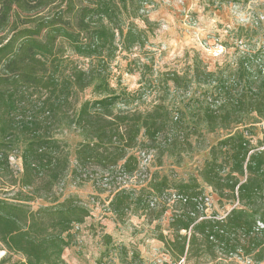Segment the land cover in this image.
<instances>
[{
	"label": "trees",
	"instance_id": "trees-1",
	"mask_svg": "<svg viewBox=\"0 0 264 264\" xmlns=\"http://www.w3.org/2000/svg\"><path fill=\"white\" fill-rule=\"evenodd\" d=\"M148 1L0 0V176L7 183L0 186V264H64L63 251L90 214L76 196H56L68 175L95 168L93 185H114L115 173L131 182L141 170L140 151L133 152L140 137L158 149L167 143L163 155L173 147L193 150L192 137L219 131L215 144L198 147L208 158L197 177L177 189L165 177L158 186L149 179L137 184L138 194L119 184L108 210L119 217L144 209L157 218L169 213L172 239L159 241L173 264L195 254L264 264V149L262 142L251 145L247 128L264 122V49L213 71L194 55L182 73H159L154 83L141 64V81L162 95L150 109H127L143 87L117 92L111 63L118 53L145 46L152 24L140 12ZM16 20L23 22L9 28ZM87 90L90 98L82 99ZM172 92L182 94L174 105ZM67 134L78 138L73 165ZM11 155L20 161L18 175ZM201 183L221 210L237 205L220 219L204 206ZM37 200L48 205L33 210Z\"/></svg>",
	"mask_w": 264,
	"mask_h": 264
},
{
	"label": "rangeland",
	"instance_id": "rangeland-1",
	"mask_svg": "<svg viewBox=\"0 0 264 264\" xmlns=\"http://www.w3.org/2000/svg\"><path fill=\"white\" fill-rule=\"evenodd\" d=\"M140 15L147 17L152 24L145 46L129 53L120 52L111 63L110 84L117 92L125 89L134 93L143 87L140 95L131 99L127 109H150L162 95L158 88H152L153 86L141 81V64L148 66V70H144L145 80L154 83L159 73H182L191 64L194 55L202 60L209 71H213L216 66L231 62L242 53L260 54L259 50L264 49V0H149L144 4ZM22 22L16 20L9 28L15 24L21 25ZM135 23L139 28H144L140 20ZM181 96V93L172 92L168 101L173 105L177 104ZM81 98H90V90L81 94ZM247 128L248 133L252 134L251 145L258 147L259 142H262L263 146L259 148L264 149V122L258 120L253 125H247ZM222 137L223 133L220 131L204 133L198 139L191 138L195 146L193 150L184 147L175 151L173 147L170 153L163 155L161 152L165 150L164 145L167 143H162L161 149H158L151 147L145 138L140 137L139 145L133 152L140 151L136 155L141 170L131 182L126 181L120 173H115L114 185H93L92 176L100 173L95 168L75 179L68 175L55 187L56 196L61 195V199L76 196L90 210V214L74 230L73 243L63 251L64 264H173L163 243L159 241L161 236L172 239V231L168 226L170 214L157 218L158 213L144 209L136 213L128 211L119 217L109 212V200L119 184L124 188H134V193L138 194L137 184L146 185L150 179L154 186H158L161 177L168 180V188L177 189L179 182L197 177L208 158V150H198V147L213 145ZM65 138L70 144V161L73 165L74 146L78 138L72 134H67ZM171 139H174V135ZM9 161L13 172L18 175L19 159L11 155ZM4 184H7L6 180L0 176V186ZM201 188L203 196L210 194L211 210L220 216L223 210L215 204L216 195L203 183ZM142 194L146 195L147 192L142 191ZM30 205L35 210L48 204L37 200ZM3 254L4 251L0 250V258ZM17 258L19 257L13 256V259ZM249 263L250 261L240 256L225 257L217 254L216 258H211L195 254L184 264Z\"/></svg>",
	"mask_w": 264,
	"mask_h": 264
},
{
	"label": "built area",
	"instance_id": "built-area-1",
	"mask_svg": "<svg viewBox=\"0 0 264 264\" xmlns=\"http://www.w3.org/2000/svg\"><path fill=\"white\" fill-rule=\"evenodd\" d=\"M204 206L207 207V209H209L211 207V204H212V197L209 196V195H205V198H204ZM237 205V203L235 202L231 207L227 208L226 211H223L222 214L220 215V219H223L227 213Z\"/></svg>",
	"mask_w": 264,
	"mask_h": 264
}]
</instances>
